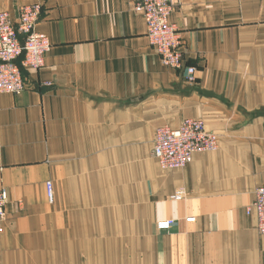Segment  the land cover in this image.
<instances>
[{
  "label": "crops",
  "instance_id": "1",
  "mask_svg": "<svg viewBox=\"0 0 264 264\" xmlns=\"http://www.w3.org/2000/svg\"><path fill=\"white\" fill-rule=\"evenodd\" d=\"M34 2L51 49L23 70V93L0 92V263L264 264L248 213L264 185V0L182 1L170 20L192 83L161 61L137 0H0V11ZM186 118L219 148L163 170L156 128Z\"/></svg>",
  "mask_w": 264,
  "mask_h": 264
},
{
  "label": "built area",
  "instance_id": "2",
  "mask_svg": "<svg viewBox=\"0 0 264 264\" xmlns=\"http://www.w3.org/2000/svg\"><path fill=\"white\" fill-rule=\"evenodd\" d=\"M182 0H137L136 9L143 15L150 44L158 52L161 61L183 73L186 80H196V68L186 65L182 50V35L177 25L170 21L172 12ZM42 12L40 4L22 5L17 17L0 12V92L19 95L26 89L23 70H38L45 64V56L51 49L49 38L37 31ZM218 148L217 136L208 131L199 119H185L177 128L160 127L154 142V155L163 168H183L193 161L197 152ZM49 196L53 197V185L48 183ZM177 199L181 198L178 194ZM8 201L6 190H0V222L5 219ZM257 216L258 230L264 234V185L255 190L249 212ZM176 220L161 221L158 227L168 229Z\"/></svg>",
  "mask_w": 264,
  "mask_h": 264
},
{
  "label": "rangeland",
  "instance_id": "3",
  "mask_svg": "<svg viewBox=\"0 0 264 264\" xmlns=\"http://www.w3.org/2000/svg\"><path fill=\"white\" fill-rule=\"evenodd\" d=\"M183 1V0H182ZM40 4L41 6H42V4L41 3H39V2H34V3H25V4H23V5H26V4ZM137 3V2H136ZM182 4V3H181ZM22 6V5H21ZM20 6V7H21ZM42 8H43V6H42ZM178 8V7H177ZM176 8V9H177ZM135 9H136V5H135ZM175 9V10H176ZM19 10V9H18ZM137 10V9H136ZM174 10V11H175ZM2 11H7V12H9L11 15H12V13L9 11V10H1L0 12H2ZM138 11V10H137ZM173 11V12H174ZM139 12V11H138ZM172 12V13H173ZM13 16V18L15 19L16 17H17V15L16 16H14V15H12ZM39 19H40V17H39ZM39 21V20H38ZM171 21V20H170ZM38 24V23H37ZM45 35V34H44ZM146 35H147V33H146ZM47 36V35H46ZM48 37V36H47ZM148 37V36H147ZM49 38V37H48ZM149 39V38H148ZM164 64V63H163ZM188 81V80H187ZM190 82V81H189ZM192 83V82H191ZM186 119H189V118H186ZM190 119H195V118H190ZM185 120V119H184ZM183 120V121H184ZM199 120H201V119H199ZM182 121V122H183ZM203 121V120H202ZM181 122V123H182ZM205 124V123H204ZM171 127L170 125H168V124H164V125H161V126H159V127H157L156 128V131H155V135H154V142H155V136H156V133H157V130L160 128V127ZM206 126V125H205ZM173 128V127H172ZM177 128V127H176ZM208 130V129H207ZM209 131V130H208ZM211 132V131H210ZM212 133H214V132H212ZM216 136H217V138H218V148H219V137H218V135L216 134V133H214ZM217 148V149H218ZM145 149H147V147H145V148H143V147H141L140 149H137V151H136V156H137V159H139V158H144V157H147V151H148V149L147 150H145ZM216 149V150H217ZM216 150H213V151H216ZM202 152H208V151H202ZM198 153V152H197ZM196 154V153H195ZM148 156H149V154H148ZM195 156V155H194ZM150 157H152L153 159H155L156 161H157V163H158V165H159V167L161 168V169H163V170H170V169H165V168H163L162 166H161V164H160V162L158 161V159L155 157V155H154V145H153V152L150 154ZM194 159V158H193ZM190 164V163H189ZM188 164V165H189ZM188 165H186L185 167H183V168H186ZM138 169H140V166L137 164V171H138ZM174 169H182V168H174ZM49 182H51V181H48L47 183H46V188H47V196H48V199H49V201L51 202V203H53L54 202V200H55V197H54V190H53V197L51 198L50 196H49V190H48V183ZM52 183V182H51ZM52 185H53V183H52ZM2 190H5V189H2ZM7 191V190H6ZM8 193V192H7ZM178 194H180L181 195V198L180 199H182L183 197H184V191H177L172 197L174 198V199H177L175 196H177ZM180 199H177V200H180ZM8 200H9V196H8ZM8 202V201H7ZM249 210H250V207H249V209H248V213H251V212H254V211H251V212H249ZM189 220H191V218H188ZM169 220H172V219H169ZM174 220H176V219H174ZM165 221H167V220H165ZM161 222V221H160ZM158 224H159V222L157 223V228L158 229H160L159 227H158ZM175 225V224H174ZM173 226V225H172ZM171 226V227H172ZM170 227V228H171ZM169 229V228H168ZM161 230V229H160ZM164 230H166V229H164ZM1 264V263H0Z\"/></svg>",
  "mask_w": 264,
  "mask_h": 264
}]
</instances>
